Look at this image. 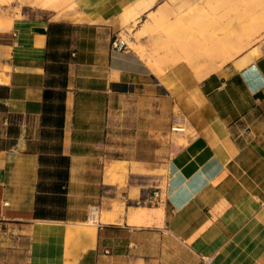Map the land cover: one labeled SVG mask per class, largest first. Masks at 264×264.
I'll return each mask as SVG.
<instances>
[{
  "label": "crops",
  "instance_id": "crops-1",
  "mask_svg": "<svg viewBox=\"0 0 264 264\" xmlns=\"http://www.w3.org/2000/svg\"><path fill=\"white\" fill-rule=\"evenodd\" d=\"M155 1L0 16V237L11 263L23 253L21 264H264V36L235 64L168 88L111 45ZM175 106L185 136L169 130ZM137 175H160L164 188ZM92 205L98 224L87 222Z\"/></svg>",
  "mask_w": 264,
  "mask_h": 264
},
{
  "label": "rangeland",
  "instance_id": "rangeland-1",
  "mask_svg": "<svg viewBox=\"0 0 264 264\" xmlns=\"http://www.w3.org/2000/svg\"><path fill=\"white\" fill-rule=\"evenodd\" d=\"M67 1L61 2V4H60V2H57L58 6L55 10L57 12L59 11L58 12L59 16H61L62 13L67 12L72 7H74L75 0H67ZM182 1L184 3H182ZM196 1H198V0H156L154 6L149 10V11H152L149 14H148V12H145L142 15H140L136 19V21L132 20L126 24L121 23V27L116 32V34L114 35L112 41L114 39H118V40L123 41L125 46H126L125 49L134 52L139 58L141 57V55L136 53V51L134 50L133 47L138 48L137 49L138 51L141 48H143V49L146 48L145 49L147 52L146 57L149 59V57L151 56L150 60L152 58V61L157 63V67L160 70V72L159 73L152 72V70L149 69L148 66H147V68L153 74H156L155 76L158 77L159 80L161 79L160 80L161 83L163 81L165 82V83L164 82L162 83L163 86H165V87H168V88L171 87V85L174 82H176L177 80H179L181 77H183L185 75L190 76V77L195 79V76L190 71L188 66L185 65V62L177 60L179 58L178 57L179 52L175 53L176 55L171 56L169 54H166L165 51H168V49L173 47V46L174 47L175 46L181 47L182 50L180 52L184 53L183 55L187 56L188 60H192V56H191L192 51L198 47L200 41H202L204 38L206 40H208L207 38H209V37L212 38L211 36H213L214 33L212 34V32H210L209 30L208 31L210 33H208V31H205L204 34H199V33L197 34L196 32H193V30H189L187 28L188 24L185 22V20L181 19L183 21V23H181L182 21L180 22V19L174 20V17H176V15L179 12L184 10L187 5L193 6V4L195 5L197 3ZM214 1L215 0H213L212 2H214ZM224 1H225V3H224L225 9H228V7L230 8L231 5H234L233 0L232 1L231 0H221V2H224ZM252 1H253V3H252ZM187 2H189V3H187ZM185 3H187L186 6H185ZM253 4H254V7H256L255 5L263 6L264 0H250L249 6L253 5ZM40 10H41V8H36V7L29 6V5H25L20 0H13L10 2L5 1V0H0V16L1 17H9L11 19L15 18V17L18 18L21 16V14L23 12L26 13L27 11H40ZM42 10H44V9H42ZM228 15L229 14H226V15L224 14L223 15L224 17H221L222 19H220V20L225 21L226 20L225 17H227ZM231 15L233 16V18H232V16L229 17V19L232 20L231 24L236 25L238 22H240V17L237 14H234V12H231ZM234 16H236L238 21L236 19H235V21H233ZM174 23H176V24L179 23V24L176 25ZM210 23H209V25H210L209 28H212V27L216 28L215 33H219V32L221 33L222 32V31H220L221 29L218 28L217 22L216 23L213 22L214 24L212 22H210ZM180 28H183V29H180ZM144 29H147V32L144 33ZM217 29H218V31H217ZM172 31H175V32L173 33ZM206 32L208 34H206ZM263 36H264V26H263V28L262 27L260 28L259 34H257V36H255V38H253V40H251L250 44L245 48V50L241 54H239L238 56H236V57L230 59L229 61L225 62L223 64V66L227 63H230V62L235 64L240 57H242L244 54H246L250 50H252V48L255 47L262 40ZM155 38H157V39H155ZM210 38H209V40H210ZM131 45H133V46H131ZM183 48H185V49H183ZM187 49H190V50H188L189 54L187 52ZM153 50H154V54H153ZM155 51H156V53L159 51L160 52L155 54ZM185 52H186V54H185ZM190 52H191V54H190ZM161 54H162V57L160 56ZM158 57H160V58L158 59ZM140 59H142V58H140ZM174 61H177L176 62L177 64H175ZM177 110L178 109L175 106L174 112H176ZM188 133H189V130L187 129L183 135L182 134H175V133H172L171 135H172V137H177V136L181 137V136L187 135ZM179 142H184V140H179ZM163 172L165 173L163 168L160 167L159 170L155 171L154 173L158 174V173H163ZM144 173H145V171H144ZM148 173H150V172H148ZM137 177L139 179H141V181H143V182L145 181L144 179H154V181H155V179H157L156 184L159 185L161 188H164L165 180H164V178H161L162 176H160V175H141V176L137 175ZM124 179H125L124 176L123 177L117 176V177L112 178V182L113 183L118 182L120 185H122L124 182ZM115 205H116V203L113 204V208ZM101 211H102V209H101ZM2 243H4V244L2 245ZM4 246H5V240H3V238L0 237V264H15V262H17V261L15 260V261H13L14 263H11V261H12L11 253H9L8 252L9 249H7V247L5 248ZM22 254L23 253H20V258L18 260L20 262V264L22 262V257H23Z\"/></svg>",
  "mask_w": 264,
  "mask_h": 264
},
{
  "label": "bare ground",
  "instance_id": "bare-ground-1",
  "mask_svg": "<svg viewBox=\"0 0 264 264\" xmlns=\"http://www.w3.org/2000/svg\"><path fill=\"white\" fill-rule=\"evenodd\" d=\"M5 1L10 2L13 0H5ZM20 1L25 5L51 10V9L57 8L58 6L57 2H60L61 4V2H66L67 0H20ZM212 1L213 0H208V1L198 0L196 1L197 3L195 5L193 4V6L187 5V3H189L187 2L185 3V6L187 5L186 8L182 10L181 12H179L176 15V17H174V20L180 19V22L182 21L181 19L185 20V22L188 24L187 28L189 30H193V32H196L197 34L198 33L204 34V32L208 30L212 32V34L214 33L213 36H211L212 38L209 37L210 40L209 38H207L208 40L204 38L202 41H200V43L198 42L199 43L198 47L192 51V55H191L192 60H188L187 56H184L183 55L184 53L180 52L182 50L181 47L173 46L169 48L168 51H165L166 54H169L171 56H174L176 55L175 53L179 52L178 53L179 58L177 60L185 62V65H187L190 71L193 73V75L195 76V80L197 82L201 81L208 74L219 70L225 62L229 61L230 59L242 53L245 50V48L250 44L251 40H253V38H255L257 34H259L260 28L261 27L263 28L264 26V4L263 6L258 5L259 6L258 7L257 5H255L256 7H254V4L249 6L250 0H233L234 5H231L230 8L228 7V9H225L224 7L225 1L224 2H221V0H215L214 2ZM182 3L184 2L182 1ZM231 12H234V14H237L240 17V22H238L236 25L231 24L232 20L229 19V17L232 16ZM224 14L225 15L229 14V15L225 17L226 18L225 21H221L220 19H222L221 17H224L223 16ZM235 19L237 20L236 16H234L233 21H235ZM210 22L212 23L217 22V26L218 28L221 29L220 31L222 32L215 33L216 28H213V27L209 28ZM181 23H183V21ZM180 29H183V28H180ZM209 31L208 33H210ZM145 32H147V29H144V33ZM172 32L174 33L175 31H172ZM208 33L206 32V34ZM133 48L136 51V53L141 55L140 57L142 58L141 60L144 62L146 66L149 67V69L152 70V72H157V73L160 72V70L157 67V63L152 61V58L150 60L151 56L149 57V59L146 57V54H147L145 50L146 48L144 49L139 48L140 49L139 51L137 50L138 48L136 47H133ZM188 50L190 49H187V52ZM157 53L155 51V54ZM153 54H154V50H153ZM162 54L160 55L161 57H162ZM159 58L160 57H158V59ZM174 62L175 64H177L176 63L177 61H174ZM96 221L97 222L101 221V218H99L98 216ZM88 223L96 224V223H90V222Z\"/></svg>",
  "mask_w": 264,
  "mask_h": 264
},
{
  "label": "built area",
  "instance_id": "built-area-1",
  "mask_svg": "<svg viewBox=\"0 0 264 264\" xmlns=\"http://www.w3.org/2000/svg\"><path fill=\"white\" fill-rule=\"evenodd\" d=\"M111 45H112V48L117 51H122V50H125L126 48L124 42L118 39H114ZM169 130L171 133L182 134V135L186 132L187 130L186 118L179 110L173 113ZM152 196H153V199L157 198L156 201H159L160 196H159L158 191L153 192ZM99 214H100L99 205L90 206L88 210V215H87V222L98 224L99 222H97L96 219L99 216Z\"/></svg>",
  "mask_w": 264,
  "mask_h": 264
}]
</instances>
